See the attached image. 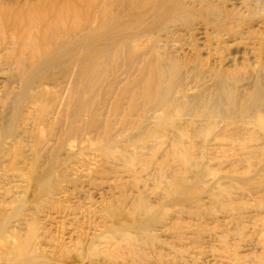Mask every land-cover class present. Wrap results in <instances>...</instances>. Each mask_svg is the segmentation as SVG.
<instances>
[{
  "label": "rangeland",
  "instance_id": "1",
  "mask_svg": "<svg viewBox=\"0 0 264 264\" xmlns=\"http://www.w3.org/2000/svg\"><path fill=\"white\" fill-rule=\"evenodd\" d=\"M157 1L163 2L159 7L172 9L170 22L165 16H156ZM183 2L186 12L170 8L174 7L172 0L167 4L163 0H0V205L6 206L17 194L21 184L17 176L31 171L36 140L46 136L52 146L63 137L69 105L77 101L84 113L73 124L75 134H82L89 142L114 140L119 146L106 161L100 154L98 159L86 155L74 158L69 167H80L85 188L93 182L88 176L97 171L92 176L96 189L102 187L107 192L96 194L97 201L102 198V210L117 198V204L131 209L142 192L145 204L153 206L161 219L135 234L138 240L130 249H121L126 246L123 242H116V246L114 239H102L99 250L104 253L96 261L88 254L82 259L67 256L56 247L68 245L72 238L86 253L91 239L101 233L99 226L111 224L106 213L102 211V218L87 215L77 227L68 226V222L59 224L54 217L51 229L39 226V235L45 234L52 247L45 255L51 264H264V224L259 217L264 214L261 155L252 148L239 150L234 143L186 138L182 144L202 146L204 151L191 155L193 167L188 168L173 153L174 142L180 143L174 129L156 152L149 151L157 142L154 138L149 149L140 150L120 133L125 127L137 126L152 107L153 96L143 92L144 82L154 79L157 87V74L164 62L182 71L179 91L175 92L174 86L168 96L169 106L183 94L206 93L222 71L229 73V82L239 90L264 73V0ZM118 20L121 25L113 27ZM120 32L128 38L122 41L117 37ZM111 43L121 52L127 51L129 43L133 49L110 63L103 62L102 56L112 53ZM53 51L56 59L52 63L43 71H31V65L49 60ZM128 57L129 61L124 59ZM31 73L34 80L25 85ZM86 78L91 84L81 87V105L70 88L74 83H85ZM123 89L126 93L122 97ZM35 90L59 96L54 104L44 102L50 108L46 121L38 118V107L33 103H17L26 93L38 92ZM93 112L97 113L95 119ZM90 119L92 126L86 127ZM49 122L55 124L54 131ZM175 124L192 131L188 122ZM135 131L129 129L126 136ZM10 133L12 137L6 136ZM158 133L164 138L167 131L160 128ZM198 141H203L200 147ZM131 152L142 155L132 171L126 163L134 160L129 158ZM40 154L41 168H45L47 154ZM201 173L206 176L200 177ZM113 186L118 189L111 192ZM170 187L182 189L181 198L187 204L166 203ZM225 190L229 191L227 196L222 194ZM135 219L141 222L147 217L138 213Z\"/></svg>",
  "mask_w": 264,
  "mask_h": 264
},
{
  "label": "bare ground",
  "instance_id": "2",
  "mask_svg": "<svg viewBox=\"0 0 264 264\" xmlns=\"http://www.w3.org/2000/svg\"><path fill=\"white\" fill-rule=\"evenodd\" d=\"M163 1L166 4L168 3V0ZM183 1L184 0H172V6L174 7L170 8L182 12L187 10L188 8ZM157 3L158 1L155 3L154 7L157 9L156 16L161 18L165 16L166 21L170 22L172 9H169L170 11L165 10L163 7H159L163 5V2ZM113 24V27L116 28L121 25V22L118 20V22L115 21ZM118 34L117 37H120L122 41L128 38L127 34L122 32ZM129 44L126 46L127 51L121 52L116 43H111L112 53L103 55L101 60L110 63L116 59L115 57L119 59L122 53H131L129 50H132L133 47ZM106 46L110 45L106 44ZM62 48L63 47H60L59 50ZM48 58L49 60H39L34 66L31 65V71H43L45 67L56 59L54 57V51ZM124 59L129 61V57ZM85 65L88 67L87 64ZM181 73L182 71L176 66H172L169 62H164L157 74L159 77V85L154 87V79L144 82L143 92L153 96L151 98L153 99L151 102L153 105L148 110L147 114L144 113L142 115L137 126H128L120 131V133L126 137L124 140L130 141L132 144H137L140 150L149 149V143L157 140L156 144L149 149V151L153 149L154 152H156L155 150L167 143V139H170V130L174 129L177 135L176 139H179L180 143L178 141L174 142L173 153L176 156L175 158L188 168L193 167V163L190 160L191 155L202 150V146L200 147L199 144H202L205 139H209L210 142L219 140L234 143V145H239V150H246L248 148L250 150L251 148L254 149L256 154L258 153L261 155L260 160L262 169L260 170H264V73L259 74L254 83L250 82L246 84L242 90H239L229 82L230 79L227 75L229 73L222 71L220 74L215 75L217 78L216 84L208 88L205 91L206 93L201 92L195 95L183 94L178 98L177 103H173L169 106L168 101L170 98H168V96L172 93V87L174 86H176L175 92L179 91L178 87ZM34 77V73H31L28 79L29 82L25 81V85H30V80H34ZM85 77H87V75H85ZM86 79L87 81L85 83H74V86L70 88L74 91V94L81 99V105L84 100L82 98L83 90L81 87L86 86L87 83L91 84L88 78ZM105 90L106 89L103 91ZM125 93V89L121 90L120 96L123 97ZM58 97L55 92L40 90L33 94L26 93L18 99L17 103L19 105L23 103L24 105L33 103L38 107V118L46 121V117L49 116L50 108L49 106H45L44 102L50 100L54 104V100H57ZM69 106L70 110L67 111L66 115L67 128L63 133V137L59 138L57 142L55 140V145L53 144L52 146L48 143L46 136L43 139L36 140L35 149L37 155L34 156L31 171L27 172V174L24 173L17 176L20 178L19 182H21V184L19 183V186H17V194L9 203H4L6 206L0 205V264H51L52 262L48 260L45 255L48 252H52V247L50 243H48V237L45 234L39 235V226H49L50 228L52 222H54V217L59 220V224L68 222V226L77 227L76 225L84 221L87 215L102 218V211L106 213V216L110 220L109 223L111 224L105 223L99 226V231H101V233L91 239L92 243L89 244L86 253L83 254L85 249L84 246L75 242L72 238L68 245L64 244L62 247H56L67 256L76 255V258L82 259L84 255L88 254V256L94 257L96 261H100L101 259L99 257L103 256L104 253L101 249L99 250V245L103 243L102 239H109V241L114 239L116 246V242H123L126 246L121 249H130L132 244L138 240L135 234L145 232L150 224L161 220L158 218V211H155L153 206L147 203L145 204L147 199L142 192L134 199L133 202L136 203V205L131 209H124L121 203L117 204L120 200L116 201L118 198L115 200V197H113L112 199L115 201H109L105 206V210L104 208L102 210V198L101 201H97L96 194L103 195L107 192L103 190L102 187L96 189L98 186L94 184V177L92 178V176L95 175L97 171H94V173L91 172L92 174L88 176L93 182L85 188L86 186L82 185L83 182H81L83 177L82 171L79 169L80 167L74 170L69 166L74 158L80 156L94 155L95 159H98L100 154L104 160L107 156L110 157L113 151L118 149L117 146H119V143L114 140L98 141L101 143L94 140L89 142L84 136L82 137V134L76 135L73 124L79 118V115L84 113V109L80 107L77 101L71 103ZM149 111L153 113L149 114ZM156 113L158 115H156ZM92 114V118L95 119L97 113L93 112ZM37 115L35 113V116ZM178 121L181 123L188 122L192 127V131H184L179 127L180 124H175ZM92 123V119H90L86 123V127L92 126ZM54 126L55 124L53 125L50 123L48 127L54 131ZM151 126L155 128H151ZM166 126L171 128L168 129ZM86 127H83L84 134ZM132 128L136 129L134 134L132 133L131 135L129 134L130 136H126V132ZM160 128H165L167 131V133H164V138L158 137V130ZM8 131L9 129H7L5 134H7ZM12 135L13 134L10 133L6 136L12 137ZM52 135L54 136V133H52ZM186 138L192 140L202 138L203 141H198L196 143L200 147L198 148L195 144L192 146L191 143L189 145L182 144L181 141L183 142ZM256 141H262L263 143H261L262 145L253 144ZM87 142L92 143L95 148H91ZM160 142H163V144ZM251 144H253L254 147H251ZM83 146L86 147L83 148ZM41 152L47 154L43 162L45 168H41ZM200 152L204 151L202 150ZM65 154L66 159L64 160L62 156ZM202 154L203 153H201V155ZM252 154L253 153H251V155ZM139 156L142 155H135L133 152L129 153V158L134 159L126 162L130 164V171L135 167L133 164L138 165L140 163V159H138ZM122 161L125 162V160ZM145 164L147 165V162ZM250 167L251 166H249V168ZM204 171L205 170H203V172ZM261 172L262 175L263 171ZM200 175V177H202L204 174L201 173ZM246 180L248 182L250 181L249 179ZM253 183L254 182H252V184ZM219 186L221 188V185ZM116 187L117 186H113L109 190L113 192L115 189H118ZM173 188H168V190L170 189V193L168 194L169 196H167L169 200L166 201V203H173L176 206L180 205V207H182L183 204H187L185 203L186 200L184 201V199L181 198L182 189L176 190V188ZM228 192L229 191L225 190L222 194H226L225 196H227ZM91 193H94L95 196H92ZM73 201L76 202L72 204ZM75 204H77V206H75ZM262 207H264V205ZM24 212L28 214L25 215ZM138 213H142V215L146 216V221L137 222L135 215ZM166 214L168 213H165V215ZM259 217L261 219L260 221L264 224V214ZM41 219L42 223L40 222ZM58 229H60V227H58Z\"/></svg>",
  "mask_w": 264,
  "mask_h": 264
}]
</instances>
